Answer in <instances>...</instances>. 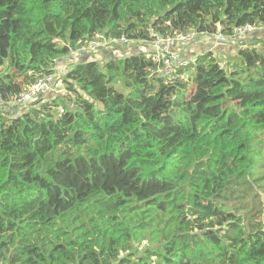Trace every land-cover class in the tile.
<instances>
[{
	"label": "trees",
	"instance_id": "trees-1",
	"mask_svg": "<svg viewBox=\"0 0 264 264\" xmlns=\"http://www.w3.org/2000/svg\"><path fill=\"white\" fill-rule=\"evenodd\" d=\"M247 23L169 84L141 50ZM95 33L129 49L0 107V264H264V0H0L2 102Z\"/></svg>",
	"mask_w": 264,
	"mask_h": 264
},
{
	"label": "built area",
	"instance_id": "built-area-1",
	"mask_svg": "<svg viewBox=\"0 0 264 264\" xmlns=\"http://www.w3.org/2000/svg\"><path fill=\"white\" fill-rule=\"evenodd\" d=\"M253 30L254 26L247 23L245 25L237 26L233 31V35L243 36L249 32H252ZM219 34L212 33L210 35H207V37L217 40ZM199 35L204 36L206 34H202L194 30H189L185 33H179L173 37H160L155 41L147 42L149 45H147V43H142V45L150 48L148 55L150 56L152 62L150 68L151 75L161 80L164 84H169L170 81L175 77L177 67L189 64L192 61H195V59L185 58L179 53L167 50V47L175 41L193 42L194 40L199 38ZM123 41L126 42L128 40L124 38H108L104 34L95 33L92 38L79 42L75 48L68 46V55L72 57L76 56L78 58L81 56V54L87 52L93 53L94 51L100 49H107L109 47H113L120 43H123ZM57 46L58 48H60L61 44L58 43ZM51 75L52 74L45 77L44 79L37 80L34 84L30 85L24 92L9 101L6 105L0 99V107H8L9 111H13L14 108L23 105L27 100L35 96L40 91L43 85L50 83Z\"/></svg>",
	"mask_w": 264,
	"mask_h": 264
},
{
	"label": "crops",
	"instance_id": "crops-1",
	"mask_svg": "<svg viewBox=\"0 0 264 264\" xmlns=\"http://www.w3.org/2000/svg\"><path fill=\"white\" fill-rule=\"evenodd\" d=\"M256 33V32H254ZM247 36L249 34L239 36L238 39L232 41V42H227L228 39H222L219 44H216V40L214 38H209L207 36V39L204 38H198L194 40L193 42H180V41H175L171 45L168 46V50L171 52H176L181 55H183L185 58H191V59H196V56L199 54H203L205 52L211 51L214 52L215 56H222V55H230L234 54V48L242 47L245 43H248L247 41ZM246 41V42H245ZM147 45H149L147 43ZM142 46V45H140ZM145 48L141 49L144 53H148L150 51V48L147 46H144ZM129 47L124 46V45H117L113 46L111 48L107 49H102L101 51L98 50L94 53H84L81 54L80 57H72V59H60L58 60V64H56L53 68V73L51 75V80L49 84H45L42 86L40 91L33 96L31 101L33 102L38 100L39 98H53L56 96H60L63 94L65 91L64 84H62V77L65 76L67 70L69 67L76 61L84 59H102V58H112L114 56L120 57V55L124 54L127 52ZM100 51V52H99ZM73 62V63H72ZM69 65V66H68ZM26 105V102L17 107L14 108L13 111H10L9 113H20L21 111L24 110V106Z\"/></svg>",
	"mask_w": 264,
	"mask_h": 264
},
{
	"label": "water",
	"instance_id": "water-1",
	"mask_svg": "<svg viewBox=\"0 0 264 264\" xmlns=\"http://www.w3.org/2000/svg\"><path fill=\"white\" fill-rule=\"evenodd\" d=\"M127 44H130L129 42H126ZM126 43H120V45H125ZM167 50H168V47H167ZM137 52H140L139 50H137L136 52H134V53H137ZM60 60V59H59ZM92 101V100H91ZM7 113H9L10 111H9V109H8V107H4L3 108ZM16 115H18L19 113H15Z\"/></svg>",
	"mask_w": 264,
	"mask_h": 264
},
{
	"label": "rangeland",
	"instance_id": "rangeland-1",
	"mask_svg": "<svg viewBox=\"0 0 264 264\" xmlns=\"http://www.w3.org/2000/svg\"><path fill=\"white\" fill-rule=\"evenodd\" d=\"M148 53H149V52H148ZM148 53H147V54H148ZM68 66H69V65H68ZM189 70H190V67H189Z\"/></svg>",
	"mask_w": 264,
	"mask_h": 264
}]
</instances>
